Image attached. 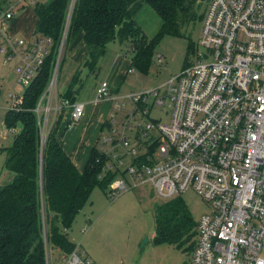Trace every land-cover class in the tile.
Segmentation results:
<instances>
[{
	"label": "built area",
	"instance_id": "1",
	"mask_svg": "<svg viewBox=\"0 0 264 264\" xmlns=\"http://www.w3.org/2000/svg\"><path fill=\"white\" fill-rule=\"evenodd\" d=\"M36 1L17 0L8 10L0 8L2 62L16 58V83L23 90L52 45L50 36L26 37L14 28L16 12ZM75 3L70 0L53 71L34 107L42 155L60 116L70 110L71 125L85 113V103L63 96L58 83ZM202 20L199 45L205 53L167 81V93L160 96L155 88L130 95L136 103L133 116L142 112L149 118L145 126L138 125L144 142L140 135L138 140L149 146L157 141L153 150L138 151L124 135L104 139L116 148L104 170L123 171L107 195L114 198L149 184L168 199L192 188L211 205L196 223L193 264H264V0H209ZM9 97L12 107H21L23 91L9 92ZM119 98L112 95L110 81L101 80L96 101L111 99L120 108L125 102ZM165 103L172 107L169 121L150 118L151 107ZM118 147L126 152L119 154ZM126 155L130 162L123 169ZM42 211L46 264H53L44 203ZM61 256L64 264H94L79 244Z\"/></svg>",
	"mask_w": 264,
	"mask_h": 264
},
{
	"label": "trees",
	"instance_id": "2",
	"mask_svg": "<svg viewBox=\"0 0 264 264\" xmlns=\"http://www.w3.org/2000/svg\"><path fill=\"white\" fill-rule=\"evenodd\" d=\"M69 3L70 0H37L32 4L37 14L33 35L50 36L52 45L41 69L23 90L21 107L8 108L4 119L8 127L19 124L21 129L12 144L2 148L6 152L5 166L14 175L0 185V264H46L43 203L49 245L62 252H72L77 243L70 239L65 228H71L94 187L101 185L104 189L123 173L119 167L104 170L110 157L97 146L80 171L59 139L62 116L48 134L43 155L41 152L40 128L34 107L53 71ZM144 4L151 6L162 19L159 31L151 39L137 23L136 16ZM197 7L198 0H76L66 49L81 38L87 48L85 65L94 70L108 42L131 38L134 49L131 67L147 72L156 45L164 35L185 34L183 30L189 24L198 17L203 19L204 13L198 15ZM193 46L191 41L188 51L193 50ZM79 71L62 92L71 100L75 99L79 89L76 87ZM104 126L110 128V120ZM156 145L157 141L148 151ZM196 223L180 196L166 198L155 207L154 240L179 245L189 242L193 250Z\"/></svg>",
	"mask_w": 264,
	"mask_h": 264
},
{
	"label": "rangeland",
	"instance_id": "3",
	"mask_svg": "<svg viewBox=\"0 0 264 264\" xmlns=\"http://www.w3.org/2000/svg\"><path fill=\"white\" fill-rule=\"evenodd\" d=\"M16 1L2 0L0 8L8 10ZM208 4L209 0H198V15L205 13ZM16 15L18 20L15 29L21 35L30 36L31 32L35 30L36 24L37 14L34 7L29 6L20 9ZM136 18L148 39L156 35L162 23L159 14L148 4L142 6ZM202 21L198 17L197 21L189 24L183 30L185 34L164 35L156 45L147 72L130 67L134 54L131 38L124 41L116 38L108 42L104 55L99 59V66L96 63L94 70L85 63L81 65L79 82L76 87L78 85H82V87L77 96L78 94L91 93L92 85L96 81L111 74L116 78L114 86L116 82L119 84L112 95L114 97L119 96L120 101L125 102V105L120 108H117L113 101L101 103L98 110L99 114L96 116L97 119L91 124L97 127L105 119L114 120L111 128L108 129L106 126L103 128L100 140L95 145L110 157L107 165L112 164L111 154L116 148L113 142L104 141L106 137L117 140L122 135L128 136L129 146H136L138 151L148 150L149 145L138 140V135H140L144 142L141 128L138 125L145 126L149 118L142 115L141 110L137 119L133 116L136 103L131 100L130 95L144 93L155 88L159 90L160 96L167 93V81L178 74L182 68L195 62L199 57L198 53H205V48L199 45ZM191 41L194 43V49L188 51ZM73 45L74 43L68 45L59 72L58 83L61 91L66 90L73 76L72 69L75 62L70 59V55L74 53L78 58L85 52L82 42L77 43L74 52H72ZM4 57L5 53L0 51V147L11 144L14 136L21 129L19 124L8 127L4 119L7 109L14 105L13 99L9 97V92L20 93L23 91V87L16 83V58L3 63ZM159 57H161L160 60ZM119 77L120 81H118ZM152 101L153 95H149L148 102L152 103ZM171 110L172 107L167 103L164 105L155 104L151 107L149 116L167 122ZM128 119L129 123H127ZM70 128L68 127V129ZM84 130L85 127L82 125L77 127V132L80 135ZM78 133L76 134L79 135ZM153 134H157V132L153 131ZM129 146L127 145L128 148ZM117 150L121 155L126 152L124 147H118ZM129 162L130 155H126L123 169ZM5 173L3 170V153H0V182L9 181L5 177ZM118 178L119 175L104 189L101 185L94 187L88 202L78 211L71 228L68 229L70 239L77 245L79 244L81 249L84 247L90 253V258L95 260V264H193L192 248L189 242L179 245L168 241L154 240L155 207L166 198L159 195L149 184L130 188L118 196L110 198L107 192ZM175 196H180L185 201L195 221H198L202 214L211 211V205L192 188H188ZM48 252L53 264L65 263L59 248L50 245Z\"/></svg>",
	"mask_w": 264,
	"mask_h": 264
},
{
	"label": "crops",
	"instance_id": "4",
	"mask_svg": "<svg viewBox=\"0 0 264 264\" xmlns=\"http://www.w3.org/2000/svg\"><path fill=\"white\" fill-rule=\"evenodd\" d=\"M17 20L18 19L16 17L14 21V28H16ZM30 35H33V31L31 32ZM78 42H82V44H84L83 46L85 48V52L81 57H78V58H76V55L74 53L70 55V59L72 61L74 60L75 62V64L72 63L73 64V69H72L73 76L72 77H74V74L80 70L81 65L85 63L86 56H87V48L85 46L84 41L81 38H78L77 40L73 42L74 48L72 52H74V50L76 49L75 47ZM98 66H99V63H98ZM103 79H108L110 81L112 93L113 91H116L117 85L119 84H117L118 82H116V85L114 86V83L116 81V78H114V75H111V74L106 75L105 78H102L101 80ZM101 80L96 81V83L92 85V90H91V93L89 94H85V95L78 94L77 96V93L79 92V89L82 87V85L77 86V88L79 89L77 90L78 92H76L75 100L82 101L85 103V113L80 118V120H77L73 122L71 125H68L67 122L69 121V117H70V114H69L70 110L68 109L69 111L61 119L60 126H59L58 135L60 136L59 137L60 142L63 145V148L65 149V151L70 155L73 162L75 163V165L78 167L80 171H83V169L85 168L91 153H93L92 152L93 148L95 147V145L98 144L100 140V135L102 133L103 128L105 127L104 124L108 120V119H105L103 122L101 121L99 123V126L97 125V127L91 125L97 119L96 116H98L99 114L98 110H99L100 104L105 101L112 102L111 99H103V100L96 101L95 99L96 90ZM118 81H120V77L118 78ZM81 125L85 127V130L80 135V133L77 132V127ZM68 127H71V128L68 129ZM106 127L109 128L108 126ZM76 133H78L79 135H77ZM7 146L0 147V153L1 154L3 153V170L6 172L5 177L11 180L14 173L11 170L5 168L6 167L5 166L6 152L3 151L2 149ZM5 183L7 182L1 181L0 185L5 184ZM83 250L86 251V253L90 256V253L85 248ZM92 260L95 264V260L94 259Z\"/></svg>",
	"mask_w": 264,
	"mask_h": 264
}]
</instances>
